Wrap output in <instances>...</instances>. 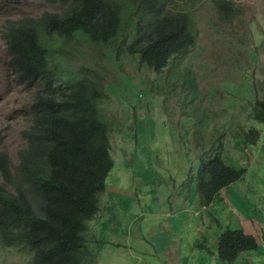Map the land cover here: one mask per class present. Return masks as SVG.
Segmentation results:
<instances>
[{"label":"rangeland","instance_id":"1","mask_svg":"<svg viewBox=\"0 0 264 264\" xmlns=\"http://www.w3.org/2000/svg\"><path fill=\"white\" fill-rule=\"evenodd\" d=\"M216 1L172 6L189 11L193 43L162 73L141 64L137 54L121 51L111 60L112 45L85 39L66 45L68 69H89V77L96 74L105 86L101 119L113 159L100 209L85 233L86 264H264V123L251 118L264 88V0H225L228 17ZM58 8L43 0H0V30L8 19ZM36 89L16 82L0 36V154L13 165ZM250 128L259 134L254 144L243 138ZM218 148L229 165H246L228 185L237 205L216 200L202 207L198 164ZM238 208L254 227L244 230ZM224 228H241L257 247L233 262L219 260L216 243ZM27 253L0 247V264H28Z\"/></svg>","mask_w":264,"mask_h":264},{"label":"trees","instance_id":"2","mask_svg":"<svg viewBox=\"0 0 264 264\" xmlns=\"http://www.w3.org/2000/svg\"><path fill=\"white\" fill-rule=\"evenodd\" d=\"M43 1L59 8L38 17L8 19L0 30L16 82L37 86L17 163L0 154V247L28 251V264H86L85 233L100 209L113 159L101 119L105 86L96 74L89 77V69H68L66 45L80 39L112 45L114 52L107 55L111 60L117 61L121 51L137 54L141 64L162 73L173 55L193 43L194 29L189 11L172 8L181 0ZM229 4L215 2L224 17L231 13ZM251 118L264 123V88ZM243 134L248 144L259 137L254 128ZM221 153L218 148L198 164L202 207L245 172L229 165ZM257 245L241 228H224L216 256L230 263Z\"/></svg>","mask_w":264,"mask_h":264},{"label":"crops","instance_id":"3","mask_svg":"<svg viewBox=\"0 0 264 264\" xmlns=\"http://www.w3.org/2000/svg\"><path fill=\"white\" fill-rule=\"evenodd\" d=\"M237 144V143H236ZM239 147V146H238ZM242 147L244 148L245 147V145H243L242 144ZM246 148V147H245ZM247 160L248 161H251V160H249V158H247ZM233 161H235L236 162V160H233ZM238 162V161H237ZM240 165V167H242V166H246L245 164H243V162H238ZM238 166V167H239ZM238 181V180H237ZM234 183H236V181L235 182H233V183H231L230 185H234ZM229 188L230 187H225V188H223V189H221L220 190V192H219V196H218V198L216 199V200H219V201H222L224 204H226V203H230V205L232 206V204H235V205H237L236 204V202H235V199H234V197H233V194L232 193H230L228 190H229ZM236 188V187H235ZM237 190H238V188L237 189H234L233 188V191H234V194H236V195H238L237 194ZM230 193V194H229ZM215 200V201H216ZM214 201V202H215ZM214 202H212L209 206H212L213 204H214ZM208 207V206H207ZM238 214L240 215V217H241V219H240V222H242L243 223V228H244V230H245V228L246 227H254V223H252L251 221H249L248 222V224H249V226H247V224L244 222V220L248 217V216H246V213H245V211H244V214H242V213H240V211H239V208H238ZM239 218V217H238ZM249 218V217H248Z\"/></svg>","mask_w":264,"mask_h":264}]
</instances>
